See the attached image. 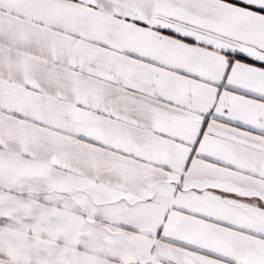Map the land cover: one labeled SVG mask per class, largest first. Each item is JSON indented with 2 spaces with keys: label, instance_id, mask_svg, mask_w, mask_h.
<instances>
[{
  "label": "snow or ice",
  "instance_id": "obj_1",
  "mask_svg": "<svg viewBox=\"0 0 264 264\" xmlns=\"http://www.w3.org/2000/svg\"><path fill=\"white\" fill-rule=\"evenodd\" d=\"M0 264H264V0H0Z\"/></svg>",
  "mask_w": 264,
  "mask_h": 264
}]
</instances>
